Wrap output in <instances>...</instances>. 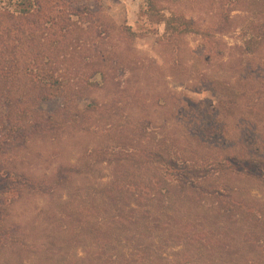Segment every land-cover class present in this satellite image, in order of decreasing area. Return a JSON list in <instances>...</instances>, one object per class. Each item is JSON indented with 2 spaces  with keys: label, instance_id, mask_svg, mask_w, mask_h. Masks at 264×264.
Here are the masks:
<instances>
[{
  "label": "trees",
  "instance_id": "obj_1",
  "mask_svg": "<svg viewBox=\"0 0 264 264\" xmlns=\"http://www.w3.org/2000/svg\"><path fill=\"white\" fill-rule=\"evenodd\" d=\"M236 1L243 0L228 7ZM246 1L235 75L214 89L217 115L188 111L178 135L146 119L117 126L122 99L91 93L108 86L122 92L137 39L159 35L174 57L187 35L211 49L210 37L229 15L202 29L142 0L139 19L121 26L117 44L112 24L78 0H0V264H27L21 255L30 249L34 264H264V204L242 194L246 183L264 186V57L257 55L264 0ZM46 102L59 108L47 113L39 108ZM69 134L102 141L72 162L55 150L39 153L53 162L49 173L18 168V151ZM101 165L111 170L105 183L96 176ZM29 197L43 202L39 247L14 218ZM61 244L83 254L58 260Z\"/></svg>",
  "mask_w": 264,
  "mask_h": 264
},
{
  "label": "rangeland",
  "instance_id": "obj_2",
  "mask_svg": "<svg viewBox=\"0 0 264 264\" xmlns=\"http://www.w3.org/2000/svg\"><path fill=\"white\" fill-rule=\"evenodd\" d=\"M142 0H78L81 5L89 7L92 14L112 24L113 42L123 41L118 32L123 25H133L139 16V6ZM234 0H154L155 7L166 13H182L186 18L195 20L202 29H216L220 25L221 18L226 13L229 22L226 28H219L218 32L210 37L211 49H199L204 38L198 35H187L184 42L179 44V54L174 57L159 41V35H149L137 39L133 43L134 51L129 58L131 65L129 73H125L123 80L125 86L122 92H117L114 87L108 86L103 92L93 91L91 97L109 99L110 97L122 99L124 108L122 114H116L114 123L117 126L135 127L144 119L150 120L165 129V133L180 134L185 131L186 122L184 115L192 112L204 119H211L215 113V90L223 89L225 83H232L234 77L232 70L234 60L238 59L240 52V33L243 23L247 18L244 11L247 1H236L231 7L228 3ZM224 25V24H223ZM220 32L222 34H220ZM123 43V42H122ZM118 44V43H117ZM124 51L125 49L122 48ZM130 51L127 52V54ZM258 57H264V51L260 50ZM134 62V64H133ZM221 89V90H222ZM87 93L84 92V94ZM163 101L158 104V101ZM243 103V102H242ZM188 106H187V105ZM184 107L185 113L180 116L179 110ZM41 110L47 113L55 112L59 108L58 102H46ZM148 113L142 118V113ZM187 120V118H186ZM229 123H238V116L230 118ZM137 129V128H135ZM102 139L86 134H69L61 142L54 145L50 141L38 143L33 141L25 150L18 151V168L34 174L49 173L53 162H45L38 158L41 152L58 151L61 159L72 162L84 147H96ZM96 176L102 177L100 182L109 181L111 170L106 165L98 167ZM242 194H248L264 204V186L246 183L242 186ZM43 202L37 197H29L21 202L14 210V218L23 221L31 242L37 247L40 244L37 232L39 215ZM35 228V230H34ZM42 243V241H41ZM59 251H55L56 259L77 254L81 256L80 248H69L61 244ZM31 250V249H30ZM27 250L23 252L22 260L27 264L36 263L35 253ZM173 248H168L167 254H171ZM10 264H15V261Z\"/></svg>",
  "mask_w": 264,
  "mask_h": 264
}]
</instances>
